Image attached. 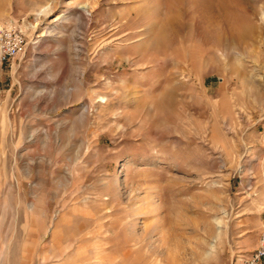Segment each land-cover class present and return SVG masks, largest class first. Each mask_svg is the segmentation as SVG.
<instances>
[{"label":"rangeland","instance_id":"1","mask_svg":"<svg viewBox=\"0 0 264 264\" xmlns=\"http://www.w3.org/2000/svg\"><path fill=\"white\" fill-rule=\"evenodd\" d=\"M0 264H238L264 229V0H0Z\"/></svg>","mask_w":264,"mask_h":264},{"label":"built area","instance_id":"2","mask_svg":"<svg viewBox=\"0 0 264 264\" xmlns=\"http://www.w3.org/2000/svg\"><path fill=\"white\" fill-rule=\"evenodd\" d=\"M26 31L22 18L0 25V62L24 52L28 41ZM238 264H264V229L259 233L256 247L241 257Z\"/></svg>","mask_w":264,"mask_h":264}]
</instances>
